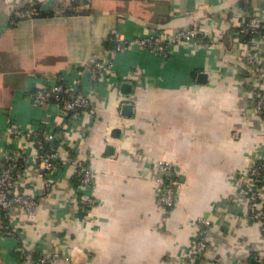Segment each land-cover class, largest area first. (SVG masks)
Segmentation results:
<instances>
[{
    "label": "crops",
    "instance_id": "crops-1",
    "mask_svg": "<svg viewBox=\"0 0 264 264\" xmlns=\"http://www.w3.org/2000/svg\"><path fill=\"white\" fill-rule=\"evenodd\" d=\"M33 2L54 14L9 26L12 11ZM249 18L264 28V0H0V156L27 158L15 181L38 202L34 218L11 209L12 234L0 229V264H22V250L59 253L52 264H189L201 218L211 228L199 264L264 257V224L234 200L252 165L264 161V114L252 101L257 79L243 64L247 54L264 60V34L248 50L231 32ZM190 26L203 41L172 47L166 59L128 44L115 51L117 37ZM109 53L112 70L86 84L91 109L63 118L51 105L30 103L35 88ZM39 132L60 136L64 150L75 147L92 184L81 188L59 167L45 193L30 141ZM160 161L179 181L170 209L157 202ZM255 187L264 207V174ZM80 195L95 201L90 211L70 202Z\"/></svg>",
    "mask_w": 264,
    "mask_h": 264
},
{
    "label": "built area",
    "instance_id": "built-area-1",
    "mask_svg": "<svg viewBox=\"0 0 264 264\" xmlns=\"http://www.w3.org/2000/svg\"><path fill=\"white\" fill-rule=\"evenodd\" d=\"M67 3L76 0H63ZM88 3L90 0H82ZM37 10L28 4L27 7H17L11 13L10 24L22 19L35 17ZM260 25L257 19L249 18L233 28V34L251 49V44L258 37ZM246 34L253 36L245 40ZM115 51H121L126 44L147 50L161 59H166L171 53L172 47H179L192 41H203L201 31L193 26L183 27L168 35L166 33H147L142 36L134 37L126 41L123 37H117ZM128 42V43H126ZM112 53L97 58L90 66L79 64L66 69L61 75L56 77L52 83L45 82L43 86L35 88L29 93V101L34 106L51 105L63 118L72 114L81 113L91 109L92 100L89 91L86 90V84L96 85L102 82L105 75L112 70ZM243 64L248 73L257 79V87L252 90V101L255 112L261 115L264 112V60L255 59L247 54L244 57ZM95 88V86H93ZM60 136L53 132L35 133L30 141L32 142L38 161L39 177L41 179L45 193H51L54 188V173L59 168H68L72 175L78 179V185L81 188L92 184L91 169L79 159L75 147L65 149L59 145ZM48 145V148L46 147ZM27 158L20 155L19 159L14 160L9 154L0 156V229L5 235L12 234L9 224L10 211L13 208L21 210L25 215L34 218L37 212V200L19 191L15 181V171L19 165L24 164ZM162 176L156 179V193L158 204L165 209H170L175 203V192L179 186L176 175V169L167 161L159 163ZM264 169L262 161L255 162L246 180L237 188L234 200L244 201L247 206V217L256 223H264V207L259 199V191L255 187L256 182L261 178V172ZM71 203H77L84 211H90L95 201L88 196L80 195L72 198ZM211 222L208 219H199L198 229L195 235V242L192 253L190 254L189 264H199L201 258L207 250ZM35 252L21 251L22 264H52L59 259L61 255L57 252L48 257L38 256L34 258ZM255 264H264V257L254 256Z\"/></svg>",
    "mask_w": 264,
    "mask_h": 264
},
{
    "label": "trees",
    "instance_id": "trees-1",
    "mask_svg": "<svg viewBox=\"0 0 264 264\" xmlns=\"http://www.w3.org/2000/svg\"><path fill=\"white\" fill-rule=\"evenodd\" d=\"M83 2L84 1H82V0H76L74 3H82L83 4ZM32 6L37 10V14H36V16L35 17H41V16H45V17H47V16H52L53 14H54V11H45V10H43L42 8H41V6L38 4V3H34L33 2V4H32ZM27 7V6H26ZM16 23H17V21H15ZM14 24H10V22H9V26H13ZM259 25H260V29H259V34L260 35H263L264 34V28H263V24H260L259 23ZM231 32H233V29H231ZM253 35L252 34H246L245 36H244V39L246 40H249L251 37H252ZM264 114V112L261 114V115H263ZM47 148H48V145L46 146ZM263 163H264V161H262ZM22 167V165H19V167H17V169H16V171L18 170V169H20ZM16 171H15V173H16ZM264 174V169H263V171L261 172V177H262V175ZM15 175V174H14ZM75 177V176H74ZM77 179V178H76ZM77 184H78V179H77ZM1 216H2V211L0 210V218H1ZM264 224V223H263ZM251 257H250V259H249V261L247 262V264H255V262L253 261V258H254V256H256V254H254V253H252L251 255H250ZM34 258H36V255H34Z\"/></svg>",
    "mask_w": 264,
    "mask_h": 264
},
{
    "label": "water",
    "instance_id": "water-1",
    "mask_svg": "<svg viewBox=\"0 0 264 264\" xmlns=\"http://www.w3.org/2000/svg\"><path fill=\"white\" fill-rule=\"evenodd\" d=\"M0 34H1V28H0ZM204 76H205V75H201V76H200V81H201V79L204 78ZM202 81H203V80H202ZM124 86H126V85H124ZM128 108H129V106H127V105L124 106V109L127 110Z\"/></svg>",
    "mask_w": 264,
    "mask_h": 264
}]
</instances>
